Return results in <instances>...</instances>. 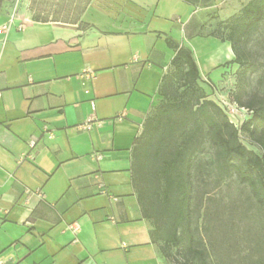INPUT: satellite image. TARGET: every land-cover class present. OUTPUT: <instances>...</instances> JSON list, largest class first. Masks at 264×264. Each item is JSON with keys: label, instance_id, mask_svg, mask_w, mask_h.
Instances as JSON below:
<instances>
[{"label": "crops", "instance_id": "obj_1", "mask_svg": "<svg viewBox=\"0 0 264 264\" xmlns=\"http://www.w3.org/2000/svg\"><path fill=\"white\" fill-rule=\"evenodd\" d=\"M190 1L0 11V264H173L132 182L134 141L181 47L210 89L236 59L204 34L214 0Z\"/></svg>", "mask_w": 264, "mask_h": 264}, {"label": "trees", "instance_id": "obj_2", "mask_svg": "<svg viewBox=\"0 0 264 264\" xmlns=\"http://www.w3.org/2000/svg\"><path fill=\"white\" fill-rule=\"evenodd\" d=\"M263 24L264 0H249L213 34L229 40L236 55L226 63L237 66L231 98L250 111L240 125L210 97L192 51L181 47L174 71L163 77L162 99L135 138L132 182L144 217L153 221L152 238L164 244L174 264H210L194 203L197 183L210 174L203 155L213 154L217 183L235 175L264 209V68L255 77L264 66L258 61L264 44L261 51L250 46Z\"/></svg>", "mask_w": 264, "mask_h": 264}, {"label": "rangeland", "instance_id": "obj_3", "mask_svg": "<svg viewBox=\"0 0 264 264\" xmlns=\"http://www.w3.org/2000/svg\"><path fill=\"white\" fill-rule=\"evenodd\" d=\"M88 0H0V11L24 18L30 14L37 19L70 16L82 10ZM249 0H214L204 7V34H216L221 22L238 14ZM226 33V32H225ZM264 44V24L250 44L253 50L261 51ZM264 63V54L258 57ZM218 81H213L210 97L225 108L231 118L239 123L243 114L233 105L232 90L236 87V66H228ZM260 67L255 77L262 75ZM235 108V109H233ZM250 148H256L249 145ZM256 150H258L256 148ZM210 174L206 182L197 183L195 198L196 225L199 237L209 252L210 264H261L264 260V209L252 197L250 188L241 184L237 177L223 179L217 183L213 154L202 156ZM183 260V256L179 255ZM174 264V263H173Z\"/></svg>", "mask_w": 264, "mask_h": 264}, {"label": "built area", "instance_id": "obj_4", "mask_svg": "<svg viewBox=\"0 0 264 264\" xmlns=\"http://www.w3.org/2000/svg\"><path fill=\"white\" fill-rule=\"evenodd\" d=\"M219 105H220V104H219ZM233 106L243 114V117L241 118V120H240L239 123H236V122L231 118L229 112H228L227 110H226V111H227V113L229 114L231 120H232L234 123L240 125V124L245 120V118H246L247 115L250 113V111H249V109H247V108H245V107H238L235 103H234ZM235 108H233V109H235ZM224 109H225V108H224ZM33 144H34V142H32V145H33ZM2 198H3V194H2L1 185H0V205H1V202H2Z\"/></svg>", "mask_w": 264, "mask_h": 264}]
</instances>
